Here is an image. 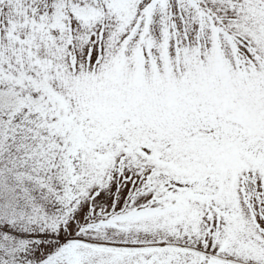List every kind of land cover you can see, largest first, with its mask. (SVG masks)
Returning <instances> with one entry per match:
<instances>
[{"label": "snow or ice", "instance_id": "obj_1", "mask_svg": "<svg viewBox=\"0 0 264 264\" xmlns=\"http://www.w3.org/2000/svg\"><path fill=\"white\" fill-rule=\"evenodd\" d=\"M0 264H264V0H0Z\"/></svg>", "mask_w": 264, "mask_h": 264}]
</instances>
